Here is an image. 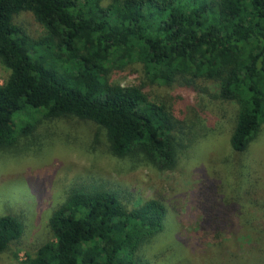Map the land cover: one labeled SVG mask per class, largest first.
Masks as SVG:
<instances>
[{"label":"trees","instance_id":"obj_1","mask_svg":"<svg viewBox=\"0 0 264 264\" xmlns=\"http://www.w3.org/2000/svg\"><path fill=\"white\" fill-rule=\"evenodd\" d=\"M22 13L42 26V37L14 24ZM136 63L150 84L195 90L210 82L215 100L232 107L225 175L199 186L198 227L211 238L213 264H264V220L245 206L255 187L249 148L264 126V0H0V65L9 72L0 84V151L41 121L74 118L103 131L113 158L173 170L187 146L186 123L151 102L144 84L109 81L114 69ZM168 214L158 199L130 207L116 191L73 187L48 219L52 240L17 264H157L166 255L174 264H212L175 256L168 243L145 252ZM233 219L256 242L244 259L222 246ZM23 235L18 217L1 216L0 256Z\"/></svg>","mask_w":264,"mask_h":264},{"label":"rangeland","instance_id":"obj_2","mask_svg":"<svg viewBox=\"0 0 264 264\" xmlns=\"http://www.w3.org/2000/svg\"><path fill=\"white\" fill-rule=\"evenodd\" d=\"M110 1L103 0V4ZM14 24L32 39L45 33L30 13L16 16ZM8 74L0 65V84ZM109 75L111 84L122 87L144 84L151 102L186 123L182 127L187 132V146L178 151L177 165L171 171L157 172L136 161L113 158L103 131L90 122L74 118L41 121L14 149L0 151V217L16 216L24 226L23 237L0 256V264H17L25 254H34L40 245L52 240L48 219L67 191L77 186L116 191L130 207H140L150 199L160 200L169 211L165 231L148 244L145 252L152 256L168 243L175 245V256L187 252L191 257L199 255L219 263L210 254L209 234L199 231L202 215L196 194L200 185H218L225 175L222 159L229 152L232 107L215 100L218 88L210 82L199 81L195 90L150 84L139 63L114 69ZM249 151L255 187L245 195L252 201L245 206L248 213L258 208V216L264 220V126ZM242 226L233 219L223 234L222 246L227 255L249 257L247 253L256 245ZM177 259L166 255L157 264H174Z\"/></svg>","mask_w":264,"mask_h":264}]
</instances>
